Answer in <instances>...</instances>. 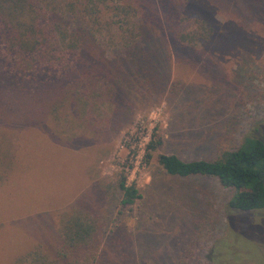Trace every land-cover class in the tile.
<instances>
[{
  "label": "rangeland",
  "instance_id": "rangeland-1",
  "mask_svg": "<svg viewBox=\"0 0 264 264\" xmlns=\"http://www.w3.org/2000/svg\"><path fill=\"white\" fill-rule=\"evenodd\" d=\"M129 1L142 38L103 10L94 34L83 22L81 59L63 78L23 81L0 59V264L50 249L69 210L96 221L95 264H264V210L231 211L233 190L156 161L212 162L246 137L264 146V0ZM196 20L211 36L181 45ZM89 74L80 115L69 89ZM154 129L161 145L144 164ZM127 164L140 199L123 207Z\"/></svg>",
  "mask_w": 264,
  "mask_h": 264
},
{
  "label": "trees",
  "instance_id": "trees-1",
  "mask_svg": "<svg viewBox=\"0 0 264 264\" xmlns=\"http://www.w3.org/2000/svg\"><path fill=\"white\" fill-rule=\"evenodd\" d=\"M103 10L112 13L110 20L120 19L122 26L132 25L136 29L132 19L138 10L129 0H0V59L10 74L23 81L53 82L63 78L81 59L85 37L81 31L83 22H87L94 34ZM71 18L79 21L77 27H73ZM105 24L111 27L120 25L118 22ZM139 25L140 30L141 27L144 29L142 23ZM140 30L134 32L142 38ZM211 34L208 23L196 20L191 30L177 34L175 39L181 45H193ZM135 39L134 35L121 38L122 46L134 44ZM90 76L94 77V74L69 89L74 100L82 103V108H76L80 115L87 113L90 105L88 98L80 93H95V89L87 85ZM65 94L68 95L69 91ZM160 145L154 129L144 148V164L150 162L152 153ZM3 155L0 148V158ZM156 161L166 175L210 177L222 188L233 190L234 194L227 203L231 211L264 210V146L259 140L246 137L236 150L223 152L212 162H184L175 155L166 154L158 155ZM126 168L131 166H122L117 180L123 207L140 199L136 185L128 183ZM97 228L96 221L85 213L63 211L59 214L55 230L57 237L50 249L37 246L16 257L12 264H95L99 249Z\"/></svg>",
  "mask_w": 264,
  "mask_h": 264
},
{
  "label": "built area",
  "instance_id": "built-area-1",
  "mask_svg": "<svg viewBox=\"0 0 264 264\" xmlns=\"http://www.w3.org/2000/svg\"><path fill=\"white\" fill-rule=\"evenodd\" d=\"M129 166H131V165H129ZM131 168H132V166H131ZM131 168H130V169H131ZM126 170L128 171L129 169L126 168Z\"/></svg>",
  "mask_w": 264,
  "mask_h": 264
}]
</instances>
